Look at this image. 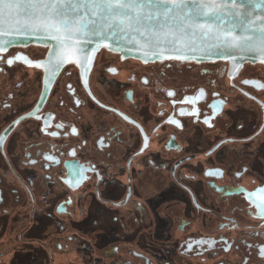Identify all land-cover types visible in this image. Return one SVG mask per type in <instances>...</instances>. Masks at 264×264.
Masks as SVG:
<instances>
[{
    "label": "flooded vegetation",
    "instance_id": "af4514ba",
    "mask_svg": "<svg viewBox=\"0 0 264 264\" xmlns=\"http://www.w3.org/2000/svg\"><path fill=\"white\" fill-rule=\"evenodd\" d=\"M55 64L0 52V264H264V65Z\"/></svg>",
    "mask_w": 264,
    "mask_h": 264
},
{
    "label": "snow or ice",
    "instance_id": "6c2138e0",
    "mask_svg": "<svg viewBox=\"0 0 264 264\" xmlns=\"http://www.w3.org/2000/svg\"><path fill=\"white\" fill-rule=\"evenodd\" d=\"M9 32H43L60 41L56 68L65 55L86 54L87 49L77 47L85 37L105 46L127 38L176 58L184 48L211 39L220 41L223 52L264 56V14H257L254 0H0V36Z\"/></svg>",
    "mask_w": 264,
    "mask_h": 264
},
{
    "label": "water",
    "instance_id": "95a60500",
    "mask_svg": "<svg viewBox=\"0 0 264 264\" xmlns=\"http://www.w3.org/2000/svg\"><path fill=\"white\" fill-rule=\"evenodd\" d=\"M257 14H264V5L260 3V0H254ZM239 35V31L235 33ZM139 39V38H138ZM8 43L5 45L4 41ZM88 40H92V43H88ZM107 43V42H105ZM220 41L208 40L204 44H197L193 48H184L179 54V58H176L177 54L167 53L140 47L136 43H128L127 38L121 40L119 43L115 41L111 42L110 46H105L104 43H98L94 37H85L77 42V47H82L88 51L85 53H78L69 58L65 55L64 62L62 64L70 62V59L75 62L91 63L95 54L105 49L107 51L121 54L123 57L134 58L143 62L154 61H181V62H215V61H229L232 65L241 66L244 63L262 64L264 65V56H260L258 53L251 51H239L232 50L229 52H223L221 47L218 46ZM35 45L46 47L49 49V58L56 62L55 54L61 50V43L57 39H53L47 36L43 32L27 33V32H9L7 36H0V47H3V51L12 46H27ZM72 63V62H70ZM61 64V65H62Z\"/></svg>",
    "mask_w": 264,
    "mask_h": 264
}]
</instances>
